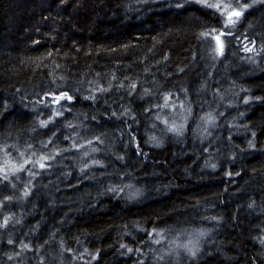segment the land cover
Returning <instances> with one entry per match:
<instances>
[{
    "label": "trees",
    "instance_id": "16d2710c",
    "mask_svg": "<svg viewBox=\"0 0 264 264\" xmlns=\"http://www.w3.org/2000/svg\"><path fill=\"white\" fill-rule=\"evenodd\" d=\"M0 264H264V0H0Z\"/></svg>",
    "mask_w": 264,
    "mask_h": 264
},
{
    "label": "rangeland",
    "instance_id": "374dc122",
    "mask_svg": "<svg viewBox=\"0 0 264 264\" xmlns=\"http://www.w3.org/2000/svg\"><path fill=\"white\" fill-rule=\"evenodd\" d=\"M254 1H255V0H254ZM217 4H218V3H217ZM234 10H235V9H233V11H234ZM233 11H232V12H233ZM235 11H240V10H235ZM232 12H231V13H232ZM228 18H229V16H228ZM232 19H233V20H236V17L233 16ZM218 37H219V40L222 41V40L224 39V37H225V33H223V34H222V33H219ZM172 106H173V105H172ZM185 110H186V107H184L182 104H177V108H171L170 112L167 113V117H166V119H167L168 121L172 122V123L175 122V123L181 124L182 119H183L184 115L186 114V113L183 114V111H185ZM168 117H169V118H168ZM174 118H175V120H173ZM172 123H171V124H172ZM182 124H183V123H182ZM182 124H181V125H177V126H175V127L173 128V130H178V128L181 127ZM177 127H178V128H177ZM187 233H188V236H189V237L192 236L191 231L189 232V230H187ZM179 240H181V241H176V240H175V242H173V243H172V246H171V249L176 253L177 257L180 256L182 253L186 252V250H185L184 248H187L188 250H189L190 248H192V243H190V242L187 240L186 236H184L183 238H181V239H179ZM198 250H199V249H198ZM198 250H197L194 254H196V253L198 252Z\"/></svg>",
    "mask_w": 264,
    "mask_h": 264
},
{
    "label": "snow or ice",
    "instance_id": "6c2138e0",
    "mask_svg": "<svg viewBox=\"0 0 264 264\" xmlns=\"http://www.w3.org/2000/svg\"><path fill=\"white\" fill-rule=\"evenodd\" d=\"M216 7H219V5H216ZM247 7V6H245ZM242 15L241 11H233L232 13L229 14V18H228V23L232 24L235 23V20L232 19L233 16H235L236 18H239ZM217 39H219V37H217Z\"/></svg>",
    "mask_w": 264,
    "mask_h": 264
}]
</instances>
